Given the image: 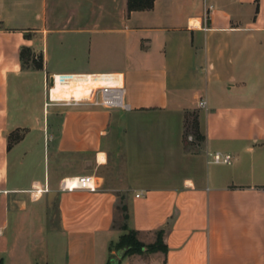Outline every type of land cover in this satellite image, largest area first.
I'll list each match as a JSON object with an SVG mask.
<instances>
[{
	"label": "crops",
	"instance_id": "1",
	"mask_svg": "<svg viewBox=\"0 0 264 264\" xmlns=\"http://www.w3.org/2000/svg\"><path fill=\"white\" fill-rule=\"evenodd\" d=\"M122 199L118 264H264V0H0V264H107Z\"/></svg>",
	"mask_w": 264,
	"mask_h": 264
},
{
	"label": "trees",
	"instance_id": "2",
	"mask_svg": "<svg viewBox=\"0 0 264 264\" xmlns=\"http://www.w3.org/2000/svg\"><path fill=\"white\" fill-rule=\"evenodd\" d=\"M154 0H127V12L149 10L153 6ZM24 57V50L21 51V58ZM185 135L191 134L194 137V142L198 143L203 140L202 136L197 130V118L195 114H188L184 120ZM17 137H9V141H15ZM122 211H126V208L122 207ZM127 219V217H126ZM121 230L125 233L120 237L119 241L111 246V249L116 248V252H122V256L142 254V253H154L164 252L165 246L162 242V234L159 232L156 235V241L151 245H144L137 239V233L132 230H128L126 226H121ZM107 264H114L112 256L109 257ZM118 264V263H117Z\"/></svg>",
	"mask_w": 264,
	"mask_h": 264
},
{
	"label": "built area",
	"instance_id": "3",
	"mask_svg": "<svg viewBox=\"0 0 264 264\" xmlns=\"http://www.w3.org/2000/svg\"><path fill=\"white\" fill-rule=\"evenodd\" d=\"M51 86L47 85V90ZM93 107L102 108L105 110L122 109L127 110V106L123 102V88L121 87H108L103 86L96 89L92 93L91 99L88 101ZM205 101L200 100L198 103L199 108H205ZM186 139L188 142H194L192 135H187ZM232 157L229 154L215 153L212 155V161L215 164H229ZM76 189L88 190L94 192L97 187L94 185L92 176H76L61 180L59 184V190L61 192H71Z\"/></svg>",
	"mask_w": 264,
	"mask_h": 264
},
{
	"label": "rangeland",
	"instance_id": "4",
	"mask_svg": "<svg viewBox=\"0 0 264 264\" xmlns=\"http://www.w3.org/2000/svg\"><path fill=\"white\" fill-rule=\"evenodd\" d=\"M33 63H34V66L35 67H40L41 66V63H42V61H41V58H37V59H34V61H33ZM56 75H62V74H56ZM118 170V168H115V167H111L110 168V171L111 172H114L115 173V171H117ZM120 203H121V207L119 208V211L118 212H116V214H115V226L117 227H121V226H126V217H127V213H126V211H122V207H124L125 208V206L126 205H124V203H123V199L120 201ZM55 219H56V213H55ZM156 241V240H155ZM113 254H111L110 256H112V261H113V263L114 264H117L118 263V261H119V257H120V255L122 254V252H116V248H113ZM109 256V257H110Z\"/></svg>",
	"mask_w": 264,
	"mask_h": 264
},
{
	"label": "bare ground",
	"instance_id": "5",
	"mask_svg": "<svg viewBox=\"0 0 264 264\" xmlns=\"http://www.w3.org/2000/svg\"><path fill=\"white\" fill-rule=\"evenodd\" d=\"M62 78V80H63V77H61ZM52 81H53V84H52V86H51V88L49 89V90H47V95L49 94V92H50V90L53 88V86H54V76H52Z\"/></svg>",
	"mask_w": 264,
	"mask_h": 264
},
{
	"label": "water",
	"instance_id": "6",
	"mask_svg": "<svg viewBox=\"0 0 264 264\" xmlns=\"http://www.w3.org/2000/svg\"><path fill=\"white\" fill-rule=\"evenodd\" d=\"M53 81H52V77L49 79V85L52 86Z\"/></svg>",
	"mask_w": 264,
	"mask_h": 264
}]
</instances>
